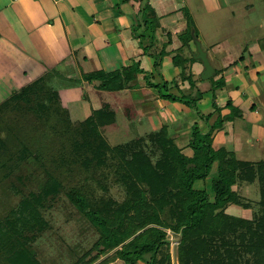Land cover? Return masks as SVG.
Wrapping results in <instances>:
<instances>
[{"label": "trees", "instance_id": "1", "mask_svg": "<svg viewBox=\"0 0 264 264\" xmlns=\"http://www.w3.org/2000/svg\"><path fill=\"white\" fill-rule=\"evenodd\" d=\"M185 17L190 33L193 24L187 11ZM158 24L152 7L142 5L133 36L145 55L152 58L154 71L167 54L164 48L158 54L153 49ZM187 36L184 46L196 33ZM176 57L173 62L178 66ZM188 63L184 64L187 74L184 77L189 88L195 89L196 99L166 94L168 84L162 80L157 83L147 79L146 86L155 89L161 99L196 105L201 93L195 88L196 81L191 80ZM143 72L136 62L113 73L89 74L84 80L99 81L100 90L119 92L131 87L136 76ZM46 80L33 82L28 96H13L10 103L14 119L35 110L32 119L34 116L41 127L40 133L33 137L39 142L22 145L13 152L0 137V172L4 179L21 172V185L31 179L36 186V191L21 198L0 221V264H40L25 242L29 240L26 234L33 233L31 241L44 230L42 211L49 209L61 194L78 212L90 218L99 233L98 246L109 255L99 264L117 260L124 264H172L168 231L176 240L181 235L176 245L177 264H264V161H240L225 149L212 151L209 135L200 134L196 127L192 130L190 158L182 155L164 127L110 148L98 130L99 123L112 121L109 105H103L82 121L72 122L67 110L61 107L58 93L47 87ZM220 83L213 86H222L223 82ZM41 140L47 141L51 149L57 148L51 157L53 170L47 167V153L40 145ZM112 154L120 160L115 169L123 170V174L116 172L115 180L124 184L127 191L121 204L95 198L92 193L95 186L107 191L106 172L110 166L112 173L116 171ZM214 163L217 168L211 178L210 190L214 194L211 202L207 191L195 189L194 184L209 177ZM255 183L260 195V215L253 214L252 219L246 220L226 214L225 209L231 205L252 209L253 202H246L240 192ZM234 186L236 190L232 189Z\"/></svg>", "mask_w": 264, "mask_h": 264}, {"label": "crops", "instance_id": "2", "mask_svg": "<svg viewBox=\"0 0 264 264\" xmlns=\"http://www.w3.org/2000/svg\"><path fill=\"white\" fill-rule=\"evenodd\" d=\"M144 4L150 5L159 18L153 49L156 54L163 48L167 53L157 71L152 58L145 55L133 36L138 8ZM225 6L224 0H0V107L19 96H28L33 82L53 74L57 80L79 82L69 91L66 87L61 91L50 87L56 90L60 101L82 95L80 104H87L86 115L80 120L72 117L74 121H82L109 105L112 121L98 125L104 140V127H115L121 132L123 129L127 140L164 127L168 138L180 149L181 140L190 139L185 137L188 129L180 130L181 124L192 128L199 123L198 131L209 135L215 150L225 149L240 161H264V42L256 41L258 37L252 38L244 30L236 37L229 32L213 42L199 35L197 40L214 72L211 78H220L224 83L219 87L200 79L203 66L194 58L193 38L187 46L183 44L186 11L196 24L208 16L209 25L216 29L229 22L223 20ZM174 56L178 66L173 62ZM185 59L194 62H184ZM136 62L144 72L136 76L133 88L107 93L98 89L99 81L84 80L89 74L113 73ZM187 63L191 80L196 81L195 88L201 93L196 105L161 99L155 89L146 86L147 79L157 83L162 80L168 84L166 94L196 99L195 89L185 81ZM57 67L60 72L55 70ZM192 105L198 118L192 115ZM62 107L69 111V106ZM4 119L0 115L2 133L6 132ZM216 168L214 163L210 179L203 184L209 179L211 186ZM196 185L201 186L195 183V189H204ZM109 264L124 263L117 260Z\"/></svg>", "mask_w": 264, "mask_h": 264}, {"label": "rangeland", "instance_id": "3", "mask_svg": "<svg viewBox=\"0 0 264 264\" xmlns=\"http://www.w3.org/2000/svg\"><path fill=\"white\" fill-rule=\"evenodd\" d=\"M225 1L226 6L225 11L223 12V16L225 17V19L223 18V20L229 22L220 25L219 28H216V30L213 26L209 25L208 16H205L202 19L200 18L197 21V24L190 16L192 20L191 22L193 24V29L190 30V33L186 29L182 38H188L187 33L192 35L194 31L196 33V38H198L200 35L203 39H207V41L211 40V42H213L214 40L221 39L222 35L226 36L227 34H229V32L234 33L236 37V33H238L239 31L242 32V30H244L247 31L252 38L258 37L256 41H259L260 43L264 42V0H224V2ZM139 9L140 8H138V11ZM227 18L230 19L226 20ZM140 41H144V39ZM248 43L249 42H247V44L245 45H248ZM248 57L249 56L245 55L246 60H248ZM122 67L124 68L125 66ZM55 70L58 72L60 70V67H57ZM73 74L74 69L71 75ZM43 78H48V80H46V84H48L47 87L50 88L51 86H54V89L56 88L59 91L64 90L63 87L68 88L66 89L68 91L73 90L74 88L78 87L79 84L78 80L75 79V81L72 80L67 82L64 79L57 80L56 77L53 76V74H49L47 76H44ZM221 81L222 80H220V78H211L203 83L221 85ZM130 86L133 88L136 85L131 84ZM111 90L112 89H106V92H118L116 90ZM215 91L216 90H213V92ZM82 99L83 97L80 94V96H77L75 98H68L66 99V101L62 99L60 102L61 107L63 105L69 106L67 107L70 111H68V116L70 117L72 122L74 121L72 117L77 118L76 120H80L78 118H80L82 115H86L87 104L85 102L84 104L86 105L80 104L82 102ZM10 108L11 104H6L0 107V115L4 116L6 119H4L6 132L2 133L1 130L0 137L2 139H6L5 142H7L10 150L15 152L22 145L29 146L35 141L39 142V140H35V138L33 137L36 133H40L41 127V123L39 121H35L34 116V120L32 119V114L34 115L35 110H31L33 111V113L29 114L24 112L20 116H15L17 118L14 119V116L10 112ZM195 109H193L194 113L192 115L195 116V118H198ZM192 115L188 117L191 118ZM181 125L182 126L180 130L184 131L188 129L185 137H190L189 140H181V153L184 157L190 158L193 155V151L190 148L191 138L193 139L192 130H196V125L198 126L199 123L194 125V127L196 128H194L193 126L192 128H190V126H187L185 124ZM114 128L115 127H104L101 129V133L105 137H107L108 140H105V143L110 148H113L114 145H117L119 143L123 144L128 141V138L125 136L127 132H125L123 129V132H121L120 129ZM48 144L49 143H47V141L41 140L40 145L44 149V152L47 153V167L50 170H53L54 166L51 163V157L55 154V150L57 148L51 149L50 145L48 146ZM211 148L212 151L219 150H215L212 145ZM111 161L114 163V169L117 168L120 160L115 158V156L112 154ZM111 161H108L107 164L109 165ZM116 172L123 174V170L120 171L119 169H117L115 173H112L111 166L110 169H108L106 172L107 180L105 183L108 187L107 191H103L99 188V186H95L94 188H92V193L95 198L103 197L105 199L114 200L116 204H121L126 200V187L120 181L115 180L117 177ZM2 174L3 173L0 172V221L4 220L9 212L20 203L21 198L27 196L30 191H36V186L33 185L34 183H31V179L28 181L26 180L25 183L21 185V172L16 174L14 173L13 176H8L6 177V179H4ZM208 181L204 184L202 183V181H198L196 182V184L199 183L201 184V186H196L198 188L204 189L205 186H207L206 191L209 195V201L213 202L214 194L210 190L211 186L209 185ZM240 194L245 198L246 202H253L252 209H242L239 206L231 205L228 206L227 209H225V213L246 220L252 219L253 214H258L259 216L260 208L258 209V206L260 195L256 183L245 188V190L242 189ZM42 217L43 222H45V227L43 228L44 230L38 234H35L34 238L31 241L30 238L33 237V233L28 232L26 235L27 239L29 240H25L40 264H99L109 256L108 254H104V250L101 245L98 246L100 235L91 225L90 218L84 213L78 212L69 203L64 194H61L55 202H52V205L49 209L42 211ZM167 233L170 240V254L172 259L171 263L174 264L173 247L178 244L179 240H176V237L169 231ZM97 257L100 258L97 259ZM248 257H250L249 254ZM250 258H252V255ZM138 264L142 263L139 262Z\"/></svg>", "mask_w": 264, "mask_h": 264}, {"label": "water", "instance_id": "4", "mask_svg": "<svg viewBox=\"0 0 264 264\" xmlns=\"http://www.w3.org/2000/svg\"><path fill=\"white\" fill-rule=\"evenodd\" d=\"M193 42H194L195 48H196V55H194V58L196 60L201 61L202 66H203V71L200 74V79L203 81H206L213 76L214 72H213V69H212L208 59H207L206 53L202 50L201 45H200V43L196 37H193ZM180 238H181V235L179 233L178 234V240H180ZM173 263L177 264L176 246L173 247Z\"/></svg>", "mask_w": 264, "mask_h": 264}]
</instances>
